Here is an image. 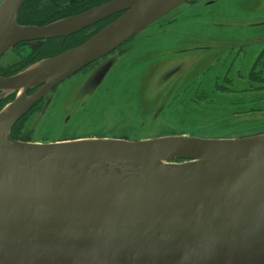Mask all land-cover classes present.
Wrapping results in <instances>:
<instances>
[{"label": "water", "instance_id": "obj_1", "mask_svg": "<svg viewBox=\"0 0 264 264\" xmlns=\"http://www.w3.org/2000/svg\"><path fill=\"white\" fill-rule=\"evenodd\" d=\"M190 1L111 0L45 25L18 23L26 0L0 3V56L124 11L83 44L0 75V91L16 93L0 110V264H264V133L10 135L54 87Z\"/></svg>", "mask_w": 264, "mask_h": 264}, {"label": "rangeland", "instance_id": "obj_2", "mask_svg": "<svg viewBox=\"0 0 264 264\" xmlns=\"http://www.w3.org/2000/svg\"><path fill=\"white\" fill-rule=\"evenodd\" d=\"M54 6L52 0H26L20 21L50 22L57 18ZM185 11L176 20L171 11L54 87L17 121L11 137L54 142L264 133V60L256 59L261 48L264 54V0H215ZM196 20L198 25L190 24ZM106 58L113 65L98 85L91 84L90 73ZM20 60V50H10L0 59V71L11 76L26 69L13 70ZM15 96L0 91V107Z\"/></svg>", "mask_w": 264, "mask_h": 264}, {"label": "flooded vegetation", "instance_id": "obj_3", "mask_svg": "<svg viewBox=\"0 0 264 264\" xmlns=\"http://www.w3.org/2000/svg\"><path fill=\"white\" fill-rule=\"evenodd\" d=\"M52 1H53L54 5H55L54 6V8H55L54 10L56 12H58V13H56V15H58L59 17L57 16L56 19H54V20H52L50 22H47V23H43V24H33L32 23V25H45V24L51 23V22L59 20V19H63V18H66V17L82 14V13L88 11V10H91L92 8H95V7H97V6L101 5V4H104L106 2H109L111 0H52ZM214 1H210V0H191L189 2L188 6H180L179 8H176L175 10H173L172 12H175V20H176L179 17H181L183 14H185L186 13L185 10L190 8L193 4H200V5L205 4V6L207 7V5L212 4ZM176 10H178V11H176ZM123 12L124 11L115 13V14L107 17V18H104V19H102L100 21L94 22V23H92V24H90V25H88V26H86V27H84V28H82V29H80V30H78L76 32L70 33V34H65V35H62V36H56V37L47 38V39L41 40L39 42H34V41L20 42V43L16 44L14 47H12L11 49H9L8 51H6L0 57V59L7 52H9L10 50H13V51H19L20 50L21 59H22V60H20V63L22 62V64H20V67L13 68V70L14 69L23 68V67H26V66L28 67V66L34 64L36 61L41 60L42 58L44 59V58H48V57L57 55V54H59V53H61L63 51L72 49L74 47H77V46L83 44L84 42L89 40L92 36H94L99 30H101L102 28H104L105 26L110 24L112 21H114L116 18H118ZM162 18H160L159 20H161ZM159 20H157L156 22H158ZM164 20L165 21L172 20V18H167V19H164ZM18 23L19 24H29V23H21L20 20H18ZM259 23L261 24L262 22H259ZM190 24L198 25L199 22L196 20V21H192ZM150 26H148V27H150ZM147 28H145V29H147ZM145 29L143 31H145ZM143 31H141L140 33H142ZM255 35H256V33H255ZM256 39L260 40L259 37H256ZM129 40L127 42H125L124 44H122L121 46H123L126 43H128ZM32 48H36V49L33 50ZM111 53H113V52H111ZM27 54H29V55H27ZM257 54L258 55H257L256 59H258V61L261 60V59L264 60V57H263L264 54L262 53V48H261V52H259ZM232 56L237 57L239 55L237 54V56H235V54H234ZM232 56L231 55H227V57H229V58H231ZM222 58H223V56H222ZM237 59H239V57ZM107 60H108V58L104 59L100 63L96 64L95 67L97 68L103 62H105ZM96 68H94L92 70V72L90 73L89 80L95 74V72L97 70ZM3 73H5V72H1L0 71V75H2V76H10V74L9 75H5ZM49 94L50 93H47L40 100H38L35 104H37L41 100L45 99V97L47 95H49ZM12 138L15 139V140H19V138L15 137V136H12Z\"/></svg>", "mask_w": 264, "mask_h": 264}, {"label": "trees", "instance_id": "obj_4", "mask_svg": "<svg viewBox=\"0 0 264 264\" xmlns=\"http://www.w3.org/2000/svg\"><path fill=\"white\" fill-rule=\"evenodd\" d=\"M55 16H58V15H56V13L54 14ZM19 20H21V11H20V14H19ZM2 108V106L0 107V109ZM236 113H239V112H236ZM235 113V114H236ZM241 121H239V123H240Z\"/></svg>", "mask_w": 264, "mask_h": 264}, {"label": "bare ground", "instance_id": "obj_5", "mask_svg": "<svg viewBox=\"0 0 264 264\" xmlns=\"http://www.w3.org/2000/svg\"><path fill=\"white\" fill-rule=\"evenodd\" d=\"M67 51V50H66ZM63 52H65V51H63ZM63 52H61V53H63ZM60 54V53H59ZM1 57V56H0Z\"/></svg>", "mask_w": 264, "mask_h": 264}]
</instances>
